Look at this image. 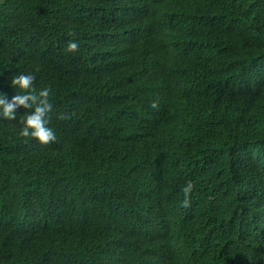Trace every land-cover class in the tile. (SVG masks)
Returning a JSON list of instances; mask_svg holds the SVG:
<instances>
[{
	"label": "trees",
	"instance_id": "1",
	"mask_svg": "<svg viewBox=\"0 0 264 264\" xmlns=\"http://www.w3.org/2000/svg\"><path fill=\"white\" fill-rule=\"evenodd\" d=\"M17 72L60 135L0 121V264H264V0H2Z\"/></svg>",
	"mask_w": 264,
	"mask_h": 264
},
{
	"label": "clouds",
	"instance_id": "2",
	"mask_svg": "<svg viewBox=\"0 0 264 264\" xmlns=\"http://www.w3.org/2000/svg\"><path fill=\"white\" fill-rule=\"evenodd\" d=\"M73 33L79 29L73 25ZM73 48H79L83 41L78 34L72 35L68 41ZM35 75L33 72H17L8 80V86L16 90L10 99L0 93V121L15 120L17 117L14 111L22 107L25 111L20 114L18 121L20 127L16 134L24 138H39L44 141L52 140L60 135V130L53 122L52 106L56 103L53 83H48L40 88L33 84ZM155 106V104H153ZM193 190V182L186 179L180 188L183 198L179 201L183 207L190 204L189 195Z\"/></svg>",
	"mask_w": 264,
	"mask_h": 264
},
{
	"label": "rangeland",
	"instance_id": "3",
	"mask_svg": "<svg viewBox=\"0 0 264 264\" xmlns=\"http://www.w3.org/2000/svg\"><path fill=\"white\" fill-rule=\"evenodd\" d=\"M2 0H0V2H1ZM0 205H1V202H0Z\"/></svg>",
	"mask_w": 264,
	"mask_h": 264
}]
</instances>
